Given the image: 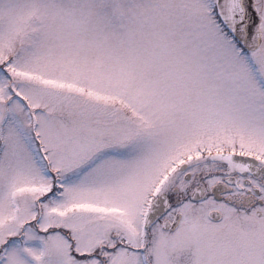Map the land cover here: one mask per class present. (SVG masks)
Here are the masks:
<instances>
[{
  "label": "snow or ice",
  "instance_id": "snow-or-ice-1",
  "mask_svg": "<svg viewBox=\"0 0 264 264\" xmlns=\"http://www.w3.org/2000/svg\"><path fill=\"white\" fill-rule=\"evenodd\" d=\"M0 264H264V0H0Z\"/></svg>",
  "mask_w": 264,
  "mask_h": 264
}]
</instances>
